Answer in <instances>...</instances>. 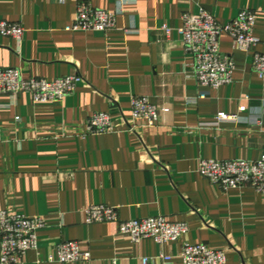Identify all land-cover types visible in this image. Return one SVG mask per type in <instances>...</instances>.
Returning a JSON list of instances; mask_svg holds the SVG:
<instances>
[{
    "label": "crops",
    "instance_id": "obj_1",
    "mask_svg": "<svg viewBox=\"0 0 264 264\" xmlns=\"http://www.w3.org/2000/svg\"><path fill=\"white\" fill-rule=\"evenodd\" d=\"M80 1L116 9L115 0H0V20L25 29L20 44L0 34V68H20L27 78L81 77L59 101L0 95V216H43L47 223L39 248L17 264H183L184 242L223 249L227 264H264V193L225 190L199 169L204 159L264 154V80L253 52L223 33L220 50L235 62L232 81L200 86L178 32L186 12L204 9L226 24L252 9L256 50L264 52V0H124L113 29L68 31ZM135 96L160 108L154 126L133 120ZM96 112H108L115 130L82 135ZM221 112L237 119L220 121ZM94 204L116 207L122 219L161 214L189 231L178 241L134 242L116 222L87 223L85 210ZM64 240L77 241L91 258L50 261Z\"/></svg>",
    "mask_w": 264,
    "mask_h": 264
},
{
    "label": "built area",
    "instance_id": "obj_2",
    "mask_svg": "<svg viewBox=\"0 0 264 264\" xmlns=\"http://www.w3.org/2000/svg\"><path fill=\"white\" fill-rule=\"evenodd\" d=\"M116 9L108 11L96 8L89 2L80 1L74 21L66 26L68 31H108L117 23V17L124 12V0H115ZM256 12L244 8L230 22L221 24L207 10L197 14L186 12L178 28L185 50L194 56V75L202 87L219 88L232 81L235 69L234 59L220 50V36H231L239 50L253 52V68L264 80V52L256 50L260 40L254 34ZM169 33L170 29L165 28ZM25 29L19 22L0 20V34L22 42ZM81 77L68 75L54 80L38 77H24L20 68H0V95H18L28 92L35 102L59 101L71 94ZM202 92L199 98H205ZM241 109H245L242 107ZM168 111V108H164ZM160 117V108L146 96L132 98L133 120H145L154 126ZM237 116L221 112L218 120H235ZM115 130L108 112H96L87 121L82 135L101 134ZM200 172L210 182L228 190L251 186L264 193V154L258 160H210L200 162ZM87 223L116 222L118 232L128 235L134 242L145 238L163 244L185 237L189 226L185 222H172L161 214L144 218L122 219L116 207L94 204L85 210ZM0 263H21L30 250L39 248L38 231L46 226L43 216L29 217L23 214L1 212ZM91 258L89 251L81 249L75 240H64L57 244V256L50 255V261L60 263L82 262ZM183 264H227L223 249L205 243L184 242L181 250ZM169 259V258H164ZM143 264H150V258H143Z\"/></svg>",
    "mask_w": 264,
    "mask_h": 264
}]
</instances>
